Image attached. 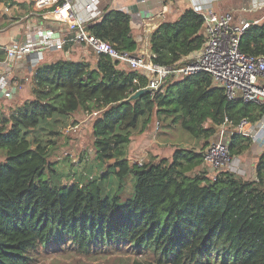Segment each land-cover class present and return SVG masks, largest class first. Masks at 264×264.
Returning <instances> with one entry per match:
<instances>
[{"label":"trees","instance_id":"1","mask_svg":"<svg viewBox=\"0 0 264 264\" xmlns=\"http://www.w3.org/2000/svg\"><path fill=\"white\" fill-rule=\"evenodd\" d=\"M101 9L102 18L88 29L120 50L138 53L130 14L102 7V0ZM206 40L203 16L186 8L152 31V59L180 63ZM240 49L264 55V20L245 30ZM147 85L140 71L104 53L95 65L57 59L35 68V98L0 117V150L6 155L0 163V264H35L37 254L65 244L84 254L131 250L150 259L135 264H264V148L253 180L227 169L213 177L203 168L209 139L226 119L230 128L243 118L256 122L264 104L229 100L204 71L130 98ZM79 109L99 111L93 120L97 159L114 160L101 179L111 173L121 182L129 174L136 177L135 194L125 203L119 194L103 196L98 182L57 184L45 176L49 147L38 138L32 141L29 132ZM154 115L181 122L193 138L203 140L201 147H178L171 158L143 163L121 158L132 131ZM251 144L235 133L230 152L241 155Z\"/></svg>","mask_w":264,"mask_h":264},{"label":"built area","instance_id":"2","mask_svg":"<svg viewBox=\"0 0 264 264\" xmlns=\"http://www.w3.org/2000/svg\"><path fill=\"white\" fill-rule=\"evenodd\" d=\"M38 13L45 19L65 24L66 31L55 32L47 28L31 29L27 41L12 39L3 45L5 59L0 60V99H13L18 95L16 84L12 83L15 65L26 59L35 64L44 53L63 50L68 43L89 46L97 54L104 53L131 69L140 71L148 78L152 91L162 90L170 80L204 71L221 86L229 100L264 104V55L247 54L240 49L242 34L261 19L242 20L232 24L231 12L219 13L212 9L214 0H191L192 8L203 16L205 45L201 50L173 65L155 63L152 53H132L120 50L112 43L91 32V22L102 18L101 0H32ZM4 4V0L1 1ZM5 11L9 7L5 4ZM250 12H264V0H251ZM96 114V113H95ZM77 127V124H75ZM74 125V126H75ZM73 126V125H72ZM158 127V126H157ZM235 133L250 138L264 147V113L256 122L243 118L230 128L225 123L216 137L204 150L203 168L213 177L227 169L239 176H246L245 164L240 155H232L230 144Z\"/></svg>","mask_w":264,"mask_h":264},{"label":"rangeland","instance_id":"3","mask_svg":"<svg viewBox=\"0 0 264 264\" xmlns=\"http://www.w3.org/2000/svg\"><path fill=\"white\" fill-rule=\"evenodd\" d=\"M26 4L29 11H38L34 4L28 2ZM14 5H11V7ZM217 6L218 2H216ZM218 11L220 14L231 12L233 16L232 24L237 22V12L224 11V9ZM26 14L20 16L19 11L16 9L14 13L13 8L10 11H5L3 4L0 3V29H4V27L11 24L13 26L19 25L20 22L26 21ZM245 19L251 20L250 18ZM52 54H54V57L59 56V52H53L50 55ZM47 55L49 54L44 53L43 57L47 58ZM43 62H47V59L37 65H43ZM28 64L30 63H26L24 66L25 71L22 74L13 71L11 81L16 84L18 95L13 99H0V117L10 115L27 100L35 98L32 89V76L34 74H31ZM37 65L35 64L33 68H37ZM22 77L25 80H22ZM98 114V110L87 112L79 109L72 117L57 115L54 122H41L37 128L29 132L28 136L32 141L38 138L48 145V159L51 163L49 168L51 169H47L45 176L52 183L82 182L88 184L98 182L103 187V196L119 194L121 203H125L135 194L136 177L134 174H129L121 182L119 177L111 173L101 179L102 172L107 171L114 160L102 162L97 159L92 120ZM142 122L143 120L140 122L139 127L132 131V140L130 144L126 145L125 154L121 156V158L128 159L131 163H143L150 159L157 161L162 157L171 158L173 151L178 147L200 148L203 143V140L195 139L185 131L181 126V122L162 120L155 115L148 124L144 125ZM75 124H77V127ZM57 131L60 134L54 133ZM215 137L209 139V142L214 140ZM263 148L258 142L252 141L251 147L240 155L241 158L245 159V162L244 160L243 162L247 171V175L241 177L247 180L256 178L255 166ZM4 151L0 150V163L6 159ZM35 257V264H135V262L150 261L145 254L134 253L131 250L109 252L99 249L96 252L84 254L73 250L66 244L62 247L52 246L48 252H41Z\"/></svg>","mask_w":264,"mask_h":264},{"label":"crops","instance_id":"4","mask_svg":"<svg viewBox=\"0 0 264 264\" xmlns=\"http://www.w3.org/2000/svg\"><path fill=\"white\" fill-rule=\"evenodd\" d=\"M7 1V2H6ZM34 4L32 0H4V4L9 7V11L13 8L15 13L16 9L19 11L20 16L26 14V21L18 22L19 25H8L4 29H0V45L8 44L12 39L24 40V36L30 33V30L37 28H47L55 32H64L66 26L63 23L53 21L51 19H45L38 11H29L26 8V3ZM216 2L218 6L216 7ZM1 4L3 2L0 1ZM3 4V9L4 5ZM15 4V5H14ZM191 0H102V7L110 9H120L128 12L131 16L132 33L138 42V52L151 53L150 48V35L154 29H156L164 21H174L179 18L182 12L192 6ZM11 5H14L11 7ZM35 5V4H34ZM251 5V0H214L212 2V9L215 12L218 10H232L237 12V22L247 20L261 19L264 20V12H250L248 11ZM36 7V6H35ZM37 9V7H36ZM5 10V9H4ZM254 13V14H252ZM249 15V16H248ZM38 16V17H37ZM4 32V33H3ZM3 40V41H2ZM59 52V56L54 57V54L48 53L47 58H42L35 64H39L41 61L50 63L57 59H71L75 61H88L92 65H95L98 60V54L93 51L89 46L79 43H68L63 50L55 51ZM28 64V68L31 74H34L35 68L30 58H26L15 65L14 72L22 74L25 71V65ZM44 63V62H43ZM44 63V64H45ZM38 66V65H37ZM22 80L25 78L22 77ZM33 81V76H32ZM75 113V112H74ZM68 115L72 117L73 114ZM93 124V120H92ZM245 162V159L242 158Z\"/></svg>","mask_w":264,"mask_h":264},{"label":"water","instance_id":"5","mask_svg":"<svg viewBox=\"0 0 264 264\" xmlns=\"http://www.w3.org/2000/svg\"><path fill=\"white\" fill-rule=\"evenodd\" d=\"M24 41L25 42L27 41V36L26 35L24 36ZM151 91L152 90L150 88H141V89L137 90L134 94H132L130 96V98L135 99V98L140 97L143 94L148 93V92H151Z\"/></svg>","mask_w":264,"mask_h":264}]
</instances>
